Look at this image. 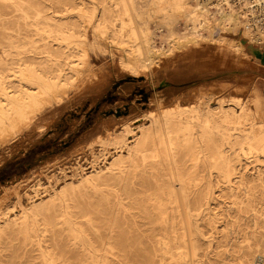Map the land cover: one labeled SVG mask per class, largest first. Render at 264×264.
Returning <instances> with one entry per match:
<instances>
[{
    "label": "bare ground",
    "instance_id": "6f19581e",
    "mask_svg": "<svg viewBox=\"0 0 264 264\" xmlns=\"http://www.w3.org/2000/svg\"><path fill=\"white\" fill-rule=\"evenodd\" d=\"M22 1L16 2L17 9L27 18L30 9L35 13L31 18L43 19L44 26L34 29L45 40L44 59L38 67L23 69L27 82L15 89L0 75V94L7 101L0 97V133L16 118H25L24 107L74 82L80 70L87 77L82 82L94 85L98 72L90 64L91 51L112 33L126 42V47L117 46L123 52L120 60L133 70L136 65L150 70L174 48L193 43L177 63L187 65L201 41L225 43L231 33L239 40L232 45L239 49L242 39H253L251 18L264 0H197L194 5L188 0H150L167 11L161 21L167 48L155 44V32L147 25L136 32V0H62V9L50 14L30 0L23 7ZM12 11L0 3V16ZM178 17L185 19L186 31L174 27ZM217 96L197 105L195 99L190 108L161 111L151 127L141 131L135 125L138 136L131 134L130 125L115 128L106 143L122 152L105 168H94L80 179L104 193L109 206L87 205L74 212L63 186L26 208L4 211L0 246L21 236L23 253L33 264H264V99L257 94L250 101L231 100L228 106V100ZM239 148L254 158L237 160ZM37 209L46 213L43 226L28 214ZM102 213L108 216L107 233L97 226Z\"/></svg>",
    "mask_w": 264,
    "mask_h": 264
},
{
    "label": "rangeland",
    "instance_id": "374dc122",
    "mask_svg": "<svg viewBox=\"0 0 264 264\" xmlns=\"http://www.w3.org/2000/svg\"><path fill=\"white\" fill-rule=\"evenodd\" d=\"M18 1L0 0L13 10L6 17L0 16V75L5 77L10 90L15 89L19 82H27L24 68L38 67L44 59L42 48L45 40L34 29L44 26L43 19L31 18L35 13L30 9L31 17L27 18L23 11L17 9ZM26 1L21 2L23 7H27L24 5ZM30 1L44 14L62 9V0ZM188 1L191 5L197 3V0ZM135 8L133 25L136 32L147 25L155 32V44L167 48L164 40L167 29L161 22L167 11L159 10L150 0H136ZM175 22L178 32L186 31L183 17H178ZM111 37L91 51L90 64L98 72L94 85L82 82L87 77L83 79L86 73L80 70L82 73L74 82L70 80L57 86L43 100L24 107L25 118H16L15 124L0 133V219L4 211L26 208L32 200L52 195L63 186L67 187V199L74 212L87 205L95 208L109 206L104 193L88 188L87 183H80V179L94 168H105L122 152L106 143L108 134L115 128L130 125L133 128L131 134L138 136L140 131L134 128L135 125L142 126V131L152 126L153 117L161 111L178 106L190 108L195 106V99L197 105L210 95L228 100V106L231 100L250 101L257 94L264 99V76L251 62L252 49L258 45L254 38L242 39L240 48L235 49L232 42L239 40L236 41L234 34L227 33L225 43H197L195 46L199 51L192 54L193 58L190 56L191 64L177 63L182 53L189 51L190 46L194 47L193 43L188 45L189 48H174L166 60H157L150 70L141 65H136L133 70L131 64L120 60L123 52L117 46L126 47V42L116 33ZM90 41L94 43L92 32ZM111 50L113 56H110ZM82 67L83 64L80 69ZM209 89L213 91L211 94ZM217 90L220 94H216ZM0 97L6 101L4 94L1 93ZM133 137L129 136V139ZM235 155L241 162L254 158L253 153L241 148ZM71 181L74 184H70ZM28 214L38 218L40 226L44 225L45 212L37 209ZM100 216L103 221L97 223L99 231L107 233L108 216L103 213ZM227 220L230 222V217ZM87 229L92 231L91 227ZM66 233L63 236L69 242L70 236ZM25 248L21 236L12 237L0 246V264L35 263L24 255Z\"/></svg>",
    "mask_w": 264,
    "mask_h": 264
},
{
    "label": "built area",
    "instance_id": "2783aa9c",
    "mask_svg": "<svg viewBox=\"0 0 264 264\" xmlns=\"http://www.w3.org/2000/svg\"><path fill=\"white\" fill-rule=\"evenodd\" d=\"M241 3L243 0H232ZM253 38L258 45H264V1L256 5L254 16L251 18Z\"/></svg>",
    "mask_w": 264,
    "mask_h": 264
},
{
    "label": "crops",
    "instance_id": "0c3cea01",
    "mask_svg": "<svg viewBox=\"0 0 264 264\" xmlns=\"http://www.w3.org/2000/svg\"><path fill=\"white\" fill-rule=\"evenodd\" d=\"M251 62L264 76V45H255L251 52Z\"/></svg>",
    "mask_w": 264,
    "mask_h": 264
}]
</instances>
